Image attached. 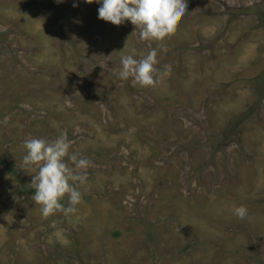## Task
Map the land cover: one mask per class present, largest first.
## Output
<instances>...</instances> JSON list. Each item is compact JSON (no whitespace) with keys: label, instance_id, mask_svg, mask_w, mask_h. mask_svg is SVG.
I'll return each instance as SVG.
<instances>
[{"label":"rangeland","instance_id":"rangeland-1","mask_svg":"<svg viewBox=\"0 0 264 264\" xmlns=\"http://www.w3.org/2000/svg\"><path fill=\"white\" fill-rule=\"evenodd\" d=\"M89 2L0 0V264H264V0H186L159 41ZM61 133L92 166L44 216L23 144Z\"/></svg>","mask_w":264,"mask_h":264},{"label":"clouds","instance_id":"clouds-1","mask_svg":"<svg viewBox=\"0 0 264 264\" xmlns=\"http://www.w3.org/2000/svg\"><path fill=\"white\" fill-rule=\"evenodd\" d=\"M57 2L63 3L64 0ZM85 2L90 3L89 0ZM95 2L100 5L98 19L115 26L130 21L135 26L133 34L139 28V37L142 41L163 40L175 30L177 21L186 10V0H95ZM73 6L78 5L74 3ZM156 57L155 48L150 49L141 59H136L131 54L122 56L119 79L126 81L131 78L133 84L142 87L154 85L157 72L154 67ZM68 106L71 107L70 102ZM23 147L26 149L23 166L37 172L32 176L34 194L31 199L41 206L42 215L49 216L61 210L66 213L75 212V206L82 201V193L74 185L76 183L83 185L86 182L87 169L92 166L91 161L70 153L71 141L64 133L51 142L43 138H28L24 141ZM70 163L74 167H69ZM65 196L68 199V207L61 203ZM234 214L244 219L247 216V208L243 205L236 207Z\"/></svg>","mask_w":264,"mask_h":264}]
</instances>
